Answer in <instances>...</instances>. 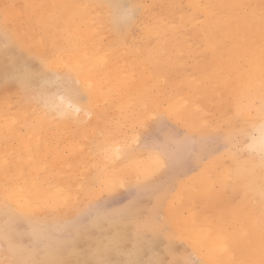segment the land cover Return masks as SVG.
<instances>
[{
    "label": "bare ground",
    "instance_id": "obj_1",
    "mask_svg": "<svg viewBox=\"0 0 264 264\" xmlns=\"http://www.w3.org/2000/svg\"><path fill=\"white\" fill-rule=\"evenodd\" d=\"M52 5L61 8L70 22V33L79 39L78 45L68 48L72 51L58 54L54 66L80 67L78 79L90 89L107 87L122 97L140 90L143 97L139 104L125 105L130 107L125 119L136 127L148 126L147 118L166 103L172 121L190 137L218 133L229 143L227 150L211 155L197 172L179 181L168 202L165 221L187 241L189 255L204 257L206 264H264V149L260 145L264 137V0H152L151 7L138 19L143 41L131 46L137 55L132 69L128 68L127 57L118 60L111 47L103 46L102 27L96 17L106 14L109 7L114 20L116 10L119 13L121 9L117 0H53ZM96 6L103 9L98 12ZM128 8L135 11L131 3ZM37 30V25H31L26 33L39 47L43 39ZM2 41L10 48L15 45L0 19ZM31 79L30 72L21 74L19 90L33 88ZM57 95L52 102L41 94L39 109L44 115L36 124L49 123L63 130L76 122L96 121L80 92ZM0 119V132L10 137L21 135L17 118L1 115ZM27 129L32 135L33 125ZM26 146L22 142L19 148L25 151ZM51 146L46 145L51 163L59 162L62 170L56 173L53 184L46 176L29 181L23 177L22 185L12 184L8 198L20 211L34 210L32 203L56 205L79 200L77 189L70 183L73 177L65 171L70 155L77 156L76 145L69 143L61 151ZM106 149L113 166L100 178L106 189L149 173L152 166L140 162L159 157L156 152L138 149L130 160L133 162L123 165L127 157L118 147ZM232 197L239 200L231 204ZM207 209L209 215H205ZM14 218L10 208H0V257L6 264H35L37 260L26 255L13 235ZM35 233L30 235L34 237ZM123 243L124 237L115 235L107 248L97 242L88 257L89 264H108V252L118 250L116 245ZM133 253L127 255L130 264L136 261ZM63 258L62 264L71 259L67 255ZM76 258L72 259L78 264H87ZM40 259L46 263L48 257ZM157 261L150 257L145 264Z\"/></svg>",
    "mask_w": 264,
    "mask_h": 264
},
{
    "label": "rangeland",
    "instance_id": "obj_2",
    "mask_svg": "<svg viewBox=\"0 0 264 264\" xmlns=\"http://www.w3.org/2000/svg\"><path fill=\"white\" fill-rule=\"evenodd\" d=\"M52 1L0 0L1 22L15 41L11 48L4 41L0 42V116L17 118L22 129L20 136L10 137L7 132H0L3 161L0 208L13 211L16 218L13 235L20 248L37 260L35 264H62L65 255L71 257L67 264H78L72 259L74 256H78L79 262L89 264L93 245L100 242L107 248L105 245L115 235L123 236L124 243L116 245L118 250L108 252V264H130L127 255L131 252H135L132 257L136 258L132 264H145L150 257L158 258L157 264H206L204 257L189 255L187 241L167 225L166 208L177 183L197 172L200 164L227 150L229 143L218 133L190 137L172 121L165 110L166 103L147 118L148 126L136 127L125 119L130 108L125 105L128 102L137 106L143 97L140 90L122 97L107 87L90 89L78 79L80 67L54 66L58 54L72 51L79 39L72 36L70 22ZM117 1L121 7L119 13L117 10L115 13L119 15L117 22L114 21L116 16L112 19L109 7L106 14L98 13L96 17L102 27L103 46L111 47L118 60L127 57L128 68L132 69L137 55L132 53L131 46L143 41L142 24H138V19L142 11L151 7L152 0ZM129 3L135 11L128 8ZM95 8L99 12L103 6ZM31 25L38 26L37 32L43 39L39 47L28 37L29 32L26 33ZM27 71L31 73L33 88L24 92L19 90L18 78ZM43 88L45 92L41 93ZM66 91H77L85 96L96 121L93 124L76 122L63 130L49 123L36 124L44 115L39 109L41 94L53 102L59 92ZM30 125H33L32 135L27 129ZM33 137L35 142H32ZM22 142L28 144L25 151L19 148ZM48 143L58 151L67 149L69 143L76 145L77 156L70 155L65 171L73 177L70 183L77 189L79 200L56 205L32 203L34 210L20 211L8 198L12 184L22 185L23 177L29 181L45 176L52 178L50 184H53L56 173L62 170L59 162L51 163ZM108 147H118L122 156L127 157L123 165L136 157L138 149L156 152L159 157L140 162L152 166L149 173L106 189L100 178L113 167L105 155ZM238 200L232 197L229 202L234 204ZM209 211L205 210V215H209ZM29 230L36 232L34 237ZM44 255L48 257L46 263L40 259ZM0 264H6L2 257Z\"/></svg>",
    "mask_w": 264,
    "mask_h": 264
},
{
    "label": "clouds",
    "instance_id": "obj_3",
    "mask_svg": "<svg viewBox=\"0 0 264 264\" xmlns=\"http://www.w3.org/2000/svg\"><path fill=\"white\" fill-rule=\"evenodd\" d=\"M260 145L261 148L264 149V137L261 138Z\"/></svg>",
    "mask_w": 264,
    "mask_h": 264
}]
</instances>
